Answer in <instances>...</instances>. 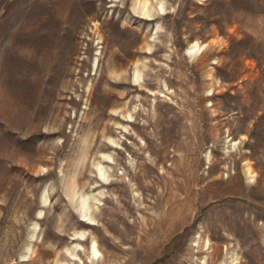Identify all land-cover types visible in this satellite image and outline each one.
Segmentation results:
<instances>
[{
    "label": "rangeland",
    "instance_id": "1",
    "mask_svg": "<svg viewBox=\"0 0 264 264\" xmlns=\"http://www.w3.org/2000/svg\"><path fill=\"white\" fill-rule=\"evenodd\" d=\"M0 264H264V0H0Z\"/></svg>",
    "mask_w": 264,
    "mask_h": 264
}]
</instances>
